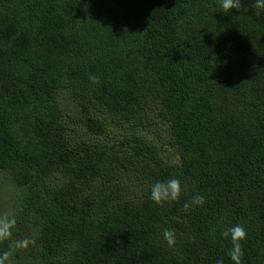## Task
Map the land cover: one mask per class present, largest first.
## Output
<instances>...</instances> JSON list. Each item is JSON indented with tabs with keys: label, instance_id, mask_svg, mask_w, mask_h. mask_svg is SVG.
<instances>
[{
	"label": "trees",
	"instance_id": "16d2710c",
	"mask_svg": "<svg viewBox=\"0 0 264 264\" xmlns=\"http://www.w3.org/2000/svg\"><path fill=\"white\" fill-rule=\"evenodd\" d=\"M0 177V264H264V8L0 0Z\"/></svg>",
	"mask_w": 264,
	"mask_h": 264
},
{
	"label": "clouds",
	"instance_id": "9594fccd",
	"mask_svg": "<svg viewBox=\"0 0 264 264\" xmlns=\"http://www.w3.org/2000/svg\"><path fill=\"white\" fill-rule=\"evenodd\" d=\"M219 3L225 11H228L230 9L239 11V9L241 8V0H219ZM255 6L257 8H264V0H255ZM90 78L95 80V77ZM180 191V180L173 178L167 181H160L152 185L151 198L156 203H161L166 200L176 199L179 196ZM200 201L201 198L197 197L196 203H200ZM185 207H187V205H185ZM12 223H14V221H5L0 234L7 235L8 228ZM229 231L233 238V248L230 250L229 255L231 256V259L236 262V264H240V256L242 255V253L238 241L244 238L245 232L244 229L239 225L234 226ZM228 234V232H225V236H227ZM163 237L167 241L169 246L175 244V234L172 230L165 229L163 231ZM24 243L26 244L27 241H25ZM5 255H7V253H5Z\"/></svg>",
	"mask_w": 264,
	"mask_h": 264
},
{
	"label": "rangeland",
	"instance_id": "374dc122",
	"mask_svg": "<svg viewBox=\"0 0 264 264\" xmlns=\"http://www.w3.org/2000/svg\"><path fill=\"white\" fill-rule=\"evenodd\" d=\"M162 132L163 130L160 129L158 135L161 134ZM14 192H15V187L8 185L6 182H3V180L0 177V196L5 198L4 202L8 201ZM6 197H9V199Z\"/></svg>",
	"mask_w": 264,
	"mask_h": 264
}]
</instances>
